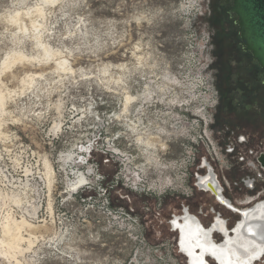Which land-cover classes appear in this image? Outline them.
I'll return each instance as SVG.
<instances>
[{
    "label": "rangeland",
    "instance_id": "1",
    "mask_svg": "<svg viewBox=\"0 0 264 264\" xmlns=\"http://www.w3.org/2000/svg\"><path fill=\"white\" fill-rule=\"evenodd\" d=\"M218 1L0 0V264H129L135 259L156 264L164 256L153 253L154 246L172 239L179 264H185L170 225L183 205L206 229L212 227L210 209L220 211L233 231L239 214L207 193L195 189L190 199L179 193L154 196L125 182L135 181L139 171L148 183L163 176L180 179L177 166L183 159L194 188L206 150L190 143L203 133L195 120L214 131L210 135L221 147L234 139L237 144L236 138L215 131L226 125L246 135L248 143L238 152L264 150V123L241 119L237 127L231 125L235 120L224 122L215 115L221 94L215 42H224L223 24L211 20ZM107 27L114 29L113 39L122 41L109 45L107 55H93L79 37ZM154 61L157 75L167 64L183 89V102L172 105L174 119L163 127L185 126V136L190 135L172 136L165 154L159 153L167 165L161 176L156 159L145 163L153 151L139 145L132 131L147 127L154 119L151 113L163 110L151 104L155 97L149 80L154 78L143 68ZM135 64L140 67L133 71ZM128 96L141 99L124 113ZM92 141L95 151L80 159L81 145ZM236 154L222 155L235 164ZM208 160L220 177L238 180L244 174L241 164L227 170L226 160ZM85 170L93 171V186L76 187L75 172ZM262 189L263 184L254 190L237 187L225 195L242 202ZM199 208L206 216L198 214ZM136 231L149 251L133 240ZM213 240L224 242L221 230L214 231Z\"/></svg>",
    "mask_w": 264,
    "mask_h": 264
},
{
    "label": "flooded vegetation",
    "instance_id": "2",
    "mask_svg": "<svg viewBox=\"0 0 264 264\" xmlns=\"http://www.w3.org/2000/svg\"><path fill=\"white\" fill-rule=\"evenodd\" d=\"M219 1L220 4L218 3ZM219 1L216 4L217 12L215 9L213 13L214 15L212 16L213 19L211 18V20L217 19L220 24H223L222 31L224 36V42H215L216 54L221 60V65H219V73L221 77L219 89L221 94L218 100V107H216L215 110L216 118L221 119L224 122H232L233 120H235L231 123V125L237 127L241 126L238 123L241 119H246L252 123L255 122L261 125L264 123V70L261 65L253 58L251 52L245 50V47L241 42L239 27L236 22L237 17L231 12L232 0ZM211 22L213 23V21ZM237 129L232 128V126L229 127L224 125L222 131L215 129L213 130H215L218 134H220L221 132L225 133L228 138H238L243 135L244 140H247L246 135L237 133ZM261 135H263V133ZM203 153H205V151H203ZM204 165L207 166L206 163H204ZM207 171L208 173L204 176H200L199 180L204 183V187L205 185L211 187L215 185L216 187H214L217 189L218 194H220L221 199L232 208L237 210H245L257 205L258 203H261L255 202L256 197H247L245 201L240 202V204L245 207L235 206L228 198L223 195L221 186L217 184L218 176L214 171H212L211 167H209ZM213 198L215 202H218L214 194ZM221 206L231 213H237L233 212L230 208L223 204H221ZM240 218L241 217L239 215V221ZM237 224L234 225L233 229L236 228ZM171 227L174 228L172 231L175 230L177 232V240H180L181 231L184 228L189 227L193 229L192 232H199L201 237L203 233L210 234L211 240L215 242L213 240V234L214 231H216L214 228L220 227V223H215L211 228L206 229L197 218L185 212L183 214L181 213L179 217L176 216L172 220ZM196 227H198L197 230ZM225 229L227 230L229 235L233 234L232 232L228 231V228L225 227ZM191 251H193L196 257L201 258V256L203 255V259L201 258V260L206 264H210L208 259L211 257L206 255L200 247H195ZM183 255L186 259L185 264H188L189 257L185 254ZM213 263L216 264L214 259Z\"/></svg>",
    "mask_w": 264,
    "mask_h": 264
},
{
    "label": "built area",
    "instance_id": "3",
    "mask_svg": "<svg viewBox=\"0 0 264 264\" xmlns=\"http://www.w3.org/2000/svg\"><path fill=\"white\" fill-rule=\"evenodd\" d=\"M195 123L197 124L198 128H200L203 131V133L192 136L190 143H193V145L195 147H199L201 144L202 147H204V149L206 148V150H203V151H205V153H203L201 151L202 157H201L200 163L197 166L198 169L196 171L195 181L193 183L194 188H192V186L189 185V182H188L189 163L185 162L183 159H181L179 161V163H178L179 165L177 166L178 169H181V172L183 174V176L180 177V179H179L180 183H179L178 187L166 188L163 192L153 191V190L148 188L149 183L155 182L159 179V182L161 184H163V183H166L170 178L173 181H175L174 178L172 176H165V177L163 176V177H159L157 179H151L150 182L148 183L149 179H147L146 175L144 178L138 177V173H140L141 171H139L135 174V178H134L135 181L131 182V180L128 179L125 182L131 184V187L133 190H139L141 193L150 194V195H154V196H160L162 194H165V196H168V195L171 196V195H174L175 193H179V195H182V196L186 197L187 199H190L191 197H193V191L195 189H196V191L198 190L199 192L207 193V194L213 196V194L211 193L209 188L206 185L204 187V183H202L199 180L200 176H204L208 173L207 170L209 169V167H211L212 171L215 172L212 164L208 160V157H209L213 160V162L216 160V161H218V163H219L220 159L226 160L225 162L227 165L225 166L226 167L225 169H227V170H231L233 168V165H236V163H238L239 165L241 164V166H240L241 170L240 171L244 172V174L238 180L237 179L228 180L225 176L220 177L215 172V174L218 176L217 177L218 178L217 184L221 186L222 193L225 197H226V195H225L226 190H232V189H235L237 187H243V188H246L247 190H254L256 187H258L259 184H261V185L263 184V189H262L263 192L259 191V192H257L256 195L250 196V197L251 198L256 197L255 198L256 200L254 199L256 203L257 202H264V168L262 167V165L259 161L260 156L264 154V150L263 149L262 150H256L255 148L254 149L251 148V149H248L247 151L238 152L239 146H241V145L245 146L248 143L247 140L240 141V139H239L240 137L236 138V143H237L236 145L233 144V141H235V139H234V140H229L226 143H222L221 145H223V147H221L218 145V143L214 142L213 138L210 135V134H214V131H211V132L207 131V124L204 123L205 128L202 129V124H201V122H199V120L198 121L195 120ZM183 128L186 129L185 126ZM187 137H188V139L190 138V135L188 133H187V136L184 137V139ZM93 141L96 142L95 139ZM93 141L90 142V144L86 143L85 145L82 144L83 146L81 145V147L84 149L82 150L83 155L79 156L80 159L84 158L85 156H91V153L93 151H95V148L93 146L94 145ZM188 143H189V141H188ZM235 152H237L235 164L230 163L229 161H227L226 157L223 156L224 154H225V156H230L232 154V156L234 157ZM198 154H199V152H198ZM188 157H190V156L188 155ZM213 157H215V158H213ZM85 161H86V159H85ZM216 161H215V163H216ZM86 162H84V163H86ZM204 163H206L207 166L204 165ZM219 167H221V166L219 165ZM172 169H174V168H172ZM83 173L86 174L85 176L88 179L87 184L80 186L79 188H83L85 186L86 187L89 186L88 188H90L93 185H91L89 178L93 175V171H89V170H85V172L78 171V172H75V174H76L75 177L77 175H80ZM245 197H247V196H245ZM226 198H228V197H226ZM228 199L237 207H239L238 205H241L240 202L237 200H235L233 202L232 199H230V198H228ZM219 205L221 206V204H219ZM189 210H190L189 205H186V206L183 205L182 206V214L187 212V213H189V215L197 218L195 215L190 213ZM210 211H212L213 215H214L213 217H211V222H210L212 226L215 223H221L222 222V224L225 225L226 228H228V225H227L228 219L224 218L220 211H214L213 208H211ZM113 213L115 214V212H113ZM198 214L206 216V214H203L202 208H199ZM110 215H112V214H110ZM176 216L179 217L180 214L179 215H173L172 220ZM119 218L122 219L120 216H119ZM172 220H170V225H171ZM133 240H136L139 245H142L141 247L144 249V251H149L148 248H146L145 244H143L141 237L139 236V233H137V231H136V234H134V236H133ZM154 247L155 248L153 250V253H159V255L164 256V259L159 257V260L161 262L156 263V264H179L178 258L175 254L176 249H178L177 248V242L175 241V239H172L171 241H167L165 243H161V244H159V246L156 245ZM135 257H136V255H135ZM135 260L129 264H138V262ZM258 261L259 260L254 261V264H256V263L258 264ZM259 263L264 264V261H259Z\"/></svg>",
    "mask_w": 264,
    "mask_h": 264
},
{
    "label": "bare ground",
    "instance_id": "4",
    "mask_svg": "<svg viewBox=\"0 0 264 264\" xmlns=\"http://www.w3.org/2000/svg\"><path fill=\"white\" fill-rule=\"evenodd\" d=\"M123 112H127L124 106ZM171 129L172 130L165 129V132L168 133V135H165V140L159 137L161 143L164 144V148L156 144L155 140L146 139L147 142L145 144H139L155 153L154 159H156V162H154L156 163V170L160 176L167 168V165L161 163L159 153L165 154V150L168 149L167 142L170 141L172 136L185 137V128L176 129V127L172 126ZM149 144H155L156 147L150 148L148 147ZM85 175L86 174L83 173L77 175L78 177H74L75 183L73 185L80 187L87 184ZM145 175L146 173L144 171L138 173V177L144 178ZM207 187L212 194L215 195L219 203L227 206L233 212H237L240 215V221L236 228L233 229L232 235H229L224 225L221 223L220 227L214 228L217 231L221 230V233L224 234V242L221 244L213 242L210 238V234L203 233L201 237L199 232H192V228H184L180 233V251L189 257L188 264H201L202 262L201 258L203 255L199 258L191 251L195 247H200L206 255L214 259L216 264H254V261L258 260L260 255L264 253V202L258 203L245 210H237L221 199L220 194H218L214 186ZM197 229L198 227H196V230ZM253 256L256 257V260L253 259ZM203 264L206 263L203 262Z\"/></svg>",
    "mask_w": 264,
    "mask_h": 264
},
{
    "label": "clouds",
    "instance_id": "5",
    "mask_svg": "<svg viewBox=\"0 0 264 264\" xmlns=\"http://www.w3.org/2000/svg\"><path fill=\"white\" fill-rule=\"evenodd\" d=\"M101 27L105 26L101 25ZM114 35V29L112 27H107L104 32H101L99 29H89L79 38L81 44L93 55L101 52L107 55L109 45L114 46L120 44L122 41V37L121 39H113ZM89 37L91 38L90 44L88 43ZM105 37H107V40H105ZM133 67V71H135L140 65L135 64ZM143 68H147L149 77L154 78L149 80L150 84L153 86L152 96L155 97V99L151 101V104L155 105L159 103L163 106V110L152 112L151 115L154 119L151 120L147 127L142 126L139 131L145 135V139L155 140L156 144H160L161 141L159 137L161 135H168L163 125L174 119L171 115L172 105L183 102L181 98L183 89L180 87V82L169 73L167 64H165L164 69L160 71V75H157L156 70L158 69V65L155 61L152 64L145 63ZM157 81H159V83H157ZM176 88L180 89L179 93L174 90ZM157 121L160 123L158 124ZM149 128L155 132V136L149 134ZM151 162L152 161L147 157L145 158L146 165ZM178 181L179 177H176L175 181L170 178L166 183L161 184L158 179L155 182L149 183L148 188L156 192H163L166 188L178 187Z\"/></svg>",
    "mask_w": 264,
    "mask_h": 264
},
{
    "label": "water",
    "instance_id": "6",
    "mask_svg": "<svg viewBox=\"0 0 264 264\" xmlns=\"http://www.w3.org/2000/svg\"><path fill=\"white\" fill-rule=\"evenodd\" d=\"M241 42L264 70V0H232ZM264 80V72H263ZM259 161L264 168V154Z\"/></svg>",
    "mask_w": 264,
    "mask_h": 264
},
{
    "label": "snow or ice",
    "instance_id": "7",
    "mask_svg": "<svg viewBox=\"0 0 264 264\" xmlns=\"http://www.w3.org/2000/svg\"><path fill=\"white\" fill-rule=\"evenodd\" d=\"M121 82H122V81H117V83H121ZM143 96H144L145 98H150V94H149V93H144ZM140 99H141V97L128 96V97L126 98V100H125V111H127V108H128L129 105L133 104V102H135V101H137V100H140ZM132 131H133L134 133H136V142H137L138 144H145V143L147 142L146 139H145V135L142 134V133L139 131V129H138L137 127H133V128H132ZM239 139L243 141V140H244V136L241 135ZM148 140H150V139H148ZM159 146H160L161 148H164V144H163V143H160ZM148 147H150V148H154V147H156V145H155V144H149ZM148 156H149V160H150V161H153L154 158H155V153L150 152V153L148 154ZM253 259L256 260V257L253 256ZM259 261H264V253H262V254L260 255V257H259ZM259 261H258V264H259ZM201 264H203V261L201 262Z\"/></svg>",
    "mask_w": 264,
    "mask_h": 264
}]
</instances>
